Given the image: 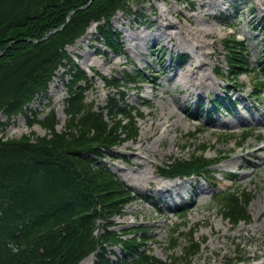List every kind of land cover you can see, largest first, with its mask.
Segmentation results:
<instances>
[{"label": "trees", "instance_id": "trees-1", "mask_svg": "<svg viewBox=\"0 0 264 264\" xmlns=\"http://www.w3.org/2000/svg\"><path fill=\"white\" fill-rule=\"evenodd\" d=\"M142 1L0 0V114L7 118L0 120V131L20 114L26 115L28 126L37 123L46 131L41 137H35L33 131L18 139L0 136V264H79L90 254H95L96 264H190L200 252L202 243L194 238V229L185 237L182 253L164 260L145 248L150 241L147 228L113 229L111 218L122 214L133 193L100 160L106 155L118 157L113 148L137 136L136 123L142 112L126 103L125 89L130 83L137 86L146 80L137 70L121 78L94 71L107 89L114 90L108 93L107 103L99 106L86 97L93 77L66 51L92 22L98 23L97 40L114 53L121 51L120 34L111 20L117 12L143 16L140 8L133 9ZM223 48L226 68L216 66L214 73L226 86L222 95L210 97L206 111L210 116L237 106L230 91L235 87L242 92L240 75L264 70V53L257 67H252L244 41L230 36L223 40ZM61 67L66 68L69 79L65 82L66 125L57 131L54 109L38 118L39 112L29 105L48 91ZM262 89L264 80L256 78L249 99H258ZM196 109L204 112V104H197ZM248 137L245 130L236 144ZM208 147L199 145L187 158L169 157L159 167L160 175L203 177L216 188L213 166L226 153L208 158ZM233 176L227 173L230 180ZM212 195L219 214L233 226L249 222L250 191L234 187ZM182 237L180 229L174 228L168 249L174 250ZM116 246L121 257L112 260L109 253ZM242 261V255L236 256L235 264Z\"/></svg>", "mask_w": 264, "mask_h": 264}, {"label": "rangeland", "instance_id": "rangeland-1", "mask_svg": "<svg viewBox=\"0 0 264 264\" xmlns=\"http://www.w3.org/2000/svg\"><path fill=\"white\" fill-rule=\"evenodd\" d=\"M190 1L193 4L184 0H144L133 5L134 10L140 8L143 16L117 12L111 25L123 44L119 52L110 51L97 40V22H92L83 36L66 47L73 60L93 77L86 97L99 106L107 103L108 93L114 90L107 89L94 71L108 78H121L124 73L137 70L146 80L137 86L130 83L125 89L126 103L142 112L136 123L137 136L113 148L118 157L106 155L100 160L133 193L122 214L111 218L113 229L119 232L140 225L147 228L150 241L145 248L162 260L180 255L185 237L194 229V238L202 244L190 264H234L238 255L243 258L238 264H263L264 89L255 100L263 109H258L253 99L250 102L247 93L256 78L264 80V70L239 76L244 84L243 93L231 87L230 94L237 106L230 112L224 110L210 116L206 111L210 97L222 95L226 86L214 73L216 66L226 68L225 38L234 36L245 42L252 67H257L262 58L264 0ZM68 79L66 68H59L48 91L36 96L29 105V109L39 112L38 118L54 109L57 131H63L66 125L64 101ZM199 103L204 104V112L197 113ZM6 119L1 113L0 120ZM245 130L249 137L238 146L236 143ZM31 131L35 137L46 134L37 123L28 126L26 115L20 114L0 131V136L3 140L18 139ZM201 144L209 146L205 151L208 158L220 151L229 154L213 166L216 188L203 177L171 180L159 174V167L169 157L187 158ZM227 172L235 173L232 180L227 179ZM166 180L172 185L182 184L164 190L158 183ZM234 187L250 191L252 196L247 207L249 222L236 226L219 214L212 195ZM174 228H179L183 237L170 251L168 243ZM91 255L93 259L84 258V264H96L95 254ZM109 256L112 260L121 257L120 248L113 247Z\"/></svg>", "mask_w": 264, "mask_h": 264}, {"label": "bare ground", "instance_id": "bare-ground-1", "mask_svg": "<svg viewBox=\"0 0 264 264\" xmlns=\"http://www.w3.org/2000/svg\"><path fill=\"white\" fill-rule=\"evenodd\" d=\"M90 28V27H89ZM91 31V30H90ZM55 85V84H54ZM52 86V85H51ZM172 180V179H171ZM167 181V180H166ZM152 184V183H151ZM158 184H160V185H162L163 187H162V189L164 188V190H168V188L172 185V183H170L169 181H167V182H164V181H159V183ZM182 184V182H175L172 186L173 187H175L176 185H181ZM154 185V184H153ZM86 259V260H85ZM84 260L85 261H87V260H92L93 259V256L92 255H90V256H88L87 258H85ZM84 260H82L79 264H84L85 263V261ZM264 264V263H263Z\"/></svg>", "mask_w": 264, "mask_h": 264}, {"label": "water", "instance_id": "water-1", "mask_svg": "<svg viewBox=\"0 0 264 264\" xmlns=\"http://www.w3.org/2000/svg\"><path fill=\"white\" fill-rule=\"evenodd\" d=\"M64 26H65V24H64V25H62L61 27H59V28L55 29V30L62 29ZM47 34H48V33H47Z\"/></svg>", "mask_w": 264, "mask_h": 264}]
</instances>
